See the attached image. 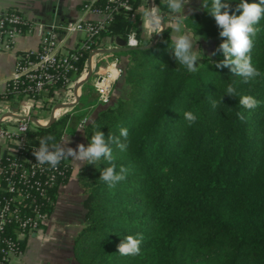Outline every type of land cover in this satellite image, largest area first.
Masks as SVG:
<instances>
[{
	"label": "trees",
	"instance_id": "16d2710c",
	"mask_svg": "<svg viewBox=\"0 0 264 264\" xmlns=\"http://www.w3.org/2000/svg\"><path fill=\"white\" fill-rule=\"evenodd\" d=\"M141 1L132 0L136 8ZM155 1L162 15L170 11L166 2ZM221 2L234 12L240 0ZM210 11L208 0V8L201 6L184 24L200 45L213 44L216 52L223 39ZM256 27L250 55L261 75L248 83L230 67H215L225 59L222 53L212 59L201 52L202 62L189 72L174 58L167 24L150 48L138 15L134 20L120 12L102 33L100 42L112 36L127 41L135 31L140 44L119 53L129 63L111 102L84 131L88 144L98 130L127 144L126 151L115 143L110 147L116 171L124 166L128 172L109 188L99 180L101 170L111 166L107 160L86 162L81 169L85 226L73 243L77 264H264V18ZM88 59L84 52L81 71ZM229 84L234 97L226 95ZM85 86L91 87V80ZM117 91L122 96L114 102ZM246 95L259 106L242 107L239 100ZM221 97L223 103L213 107ZM187 111L196 115L194 123L184 118ZM67 121L63 116L51 126L33 127L27 145L39 147L49 135L60 143ZM121 128L128 130L127 139ZM138 234L143 236L139 255H120L117 245Z\"/></svg>",
	"mask_w": 264,
	"mask_h": 264
},
{
	"label": "built area",
	"instance_id": "2783aa9c",
	"mask_svg": "<svg viewBox=\"0 0 264 264\" xmlns=\"http://www.w3.org/2000/svg\"><path fill=\"white\" fill-rule=\"evenodd\" d=\"M151 1L154 4V0ZM80 10L81 16L75 21L50 24L32 21L16 9L0 14L1 52H14L18 38L25 33H34L40 38L37 51L17 54L15 71L6 80L4 101L16 103L21 98L36 101L52 91L73 86L88 75V62L82 71L80 69L83 53L88 52L93 68L92 88L102 105L111 102L124 69L117 63L102 69L94 65L99 49L95 47L118 13L130 14L134 19L137 9L132 0H91ZM81 33L85 39L77 48H71V40ZM136 35L135 31L131 32L127 47L139 46ZM17 123L13 131L0 126V140L6 144L0 153V264H10L12 259L23 255V237L36 235L46 225L56 204V192L72 172L70 158L62 160L56 168L37 163L32 154L34 146H28L26 141L27 133L35 126L31 115H24ZM87 123L85 119L80 127Z\"/></svg>",
	"mask_w": 264,
	"mask_h": 264
},
{
	"label": "crops",
	"instance_id": "0c3cea01",
	"mask_svg": "<svg viewBox=\"0 0 264 264\" xmlns=\"http://www.w3.org/2000/svg\"><path fill=\"white\" fill-rule=\"evenodd\" d=\"M89 1L91 0H0V14L16 9L26 18L37 23H67L78 19L81 16V6ZM147 1L142 0L136 9L143 37L153 42L160 30H153L146 22L147 16L143 14V10ZM161 2L165 3L166 0H161ZM201 2L202 0H186L185 10L181 9L178 13L168 11L164 15L160 13L163 19L166 17L171 23L173 41L179 35L190 33L185 29L183 20L195 13ZM153 8L155 11L158 8L155 0L154 5L152 1L151 4L149 3L147 14ZM189 9L193 11H189ZM178 17H182V19H177ZM93 19L99 20L98 17H93ZM191 38L194 45L193 34H191ZM84 39V34L76 35L71 40L70 47L77 48L80 41ZM159 39L160 37L155 41V44ZM125 42L119 36L104 37L100 42L99 49H120L125 47ZM39 45L40 38L37 34L25 33L18 38L14 52L0 51V126L13 131L18 125L17 122L21 121L26 114L31 115L35 124L33 127H38L35 121L41 126H47L52 118L57 121V119L66 116L67 126L60 143L74 149L81 143L88 146L84 127H80V123L85 119L88 122L92 121L104 107L100 103L97 93L91 88L92 86L88 87L84 84L76 91V86L82 80H77L73 86L67 89L52 91L46 97L36 101L21 98L13 103L2 99L6 90V80L15 71L17 54L26 50L37 51ZM95 62L97 67L117 63L124 69L129 63V59L126 56L100 53L95 55ZM104 63L106 64L104 65ZM42 110L46 112L44 113ZM3 117L7 118V121ZM5 147V142L0 140V153ZM70 160L72 163L71 176L58 189L56 204L46 225L36 235L23 237L24 253L22 256L12 259L10 264H77L73 255V243L85 226L84 195L79 184V173L86 161Z\"/></svg>",
	"mask_w": 264,
	"mask_h": 264
},
{
	"label": "clouds",
	"instance_id": "9594fccd",
	"mask_svg": "<svg viewBox=\"0 0 264 264\" xmlns=\"http://www.w3.org/2000/svg\"><path fill=\"white\" fill-rule=\"evenodd\" d=\"M166 3L173 13H178L181 9L185 10L186 7V0H166ZM202 7L204 9L208 8V0H202ZM189 11L193 10L189 9ZM209 13L214 17L216 25L220 29L219 36L223 39V42L216 49V52L212 53V56L222 53L225 59L217 63L215 67L221 69L230 67L233 73L244 78L245 83L260 76L261 73L253 66L250 52L253 47V37L259 32L256 25L264 18V0H259L258 3L240 0L234 12L229 4L222 3L221 0H211V11ZM237 13L239 14L237 15ZM177 19H182V17ZM146 22L153 30L160 29L161 17L157 14L155 8L148 12ZM171 51L175 60L184 65L189 72L197 70L199 57L193 50L190 33L175 37ZM226 95L230 97L236 95V90L231 84L227 87ZM223 99L224 97H221L219 101L213 100V107L223 103ZM239 104L249 110L259 106V102L254 97L247 95L240 98ZM237 115L241 120L245 119L243 113H237ZM184 118L190 123H194L197 119L191 111L185 112ZM120 136L127 139L128 130L121 128ZM112 143H115L121 151L127 150V144L121 143L119 137L108 134L106 139L105 134L98 130L92 135L88 146L81 143L75 149L69 146L66 147L63 143L55 142V137L52 135L46 136L39 140V147H34L32 154L35 156L37 163H47L52 168H56L62 160L69 158L79 162L86 161L89 164H94L104 158L111 166L101 170L99 180L106 183L109 188H113L117 183L126 179L128 169L121 166L119 172L116 171V165L113 163L114 156L110 147ZM142 240V234L137 236L128 235L117 245V251L123 256L139 255Z\"/></svg>",
	"mask_w": 264,
	"mask_h": 264
},
{
	"label": "rangeland",
	"instance_id": "374dc122",
	"mask_svg": "<svg viewBox=\"0 0 264 264\" xmlns=\"http://www.w3.org/2000/svg\"><path fill=\"white\" fill-rule=\"evenodd\" d=\"M149 3L151 4V0H148L147 2H146V6H145V9L143 10V14H145V16H147V11H148V6H149ZM155 3H156V1H155ZM154 5V4H153ZM202 6V2H201V4H200V6L198 7V9L200 8ZM156 7H158L157 5H156ZM198 9H197V11L195 12V13H197L198 12ZM156 12H157V14L160 16V10L157 8V10H156ZM147 18V17H146ZM165 19H163V18H161V21H162V23H165V28H166V24L168 25V26H170L171 27V23H170V21L168 22V19L166 18V17H164ZM136 19V17L134 18V20ZM183 24H184V20H183ZM184 26H185V24H184ZM172 28V27H171ZM163 29V27H162V25H161V27H160V29H158V30H156V31H161ZM185 29H187L191 34H193L188 28H186V26H185ZM135 30V29H134ZM164 30V29H163ZM172 34V33H171ZM194 38H195V44L193 45V50L197 53V55H198V57H199V59H198V62H197V65L198 64H200L201 62H202V55H201V52L203 53V54H206L207 56H209L210 58H214V56H212V53L213 52H215V50H214V47H213V44H210V43H205V44H203V45H200V39L199 38H196L195 36H194ZM156 41V40H155ZM155 41L153 40V42L152 43H155ZM151 43V44H152ZM119 54V53H118ZM116 54L117 56H123V55H121V54ZM95 64H96V62H95ZM94 64V65H95ZM106 63H104V65H105ZM102 67H104V66H102ZM102 67H101V69H102ZM126 68V67H125ZM99 69V68H98ZM100 70V69H99ZM86 77L87 76H85L83 79H86ZM122 96V93H120L119 91H117L115 94H114V102L116 101V99L117 98H120ZM44 113L46 112V111H44V110H42ZM47 112H49V111H47Z\"/></svg>",
	"mask_w": 264,
	"mask_h": 264
},
{
	"label": "water",
	"instance_id": "95a60500",
	"mask_svg": "<svg viewBox=\"0 0 264 264\" xmlns=\"http://www.w3.org/2000/svg\"><path fill=\"white\" fill-rule=\"evenodd\" d=\"M161 25H162V27L164 29L165 28V23H161ZM163 29L159 32V34H158V36L156 37L155 40H157L161 36ZM154 45H155V43H152L148 48H150V47H152ZM136 48L137 47H134V48L127 47L126 46V42H125V47H123V48H120V49H108V50L97 49L95 54L96 55L97 54H100V53H104V54H117V53H121V52L132 51V50H134ZM91 62H92L91 59H89V61H88V64H89V72H88V75H87L86 79H83L82 81H80L78 83V85L76 86V91H78L81 88V86H83L84 84H86L87 82H89L91 80V78L93 76V68H92ZM54 121H55V118H52V120L50 121L49 125H47V126H41V125H39V123H37V121H35V123H36V125H38V127H48V126H51L54 123Z\"/></svg>",
	"mask_w": 264,
	"mask_h": 264
}]
</instances>
